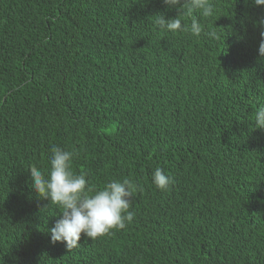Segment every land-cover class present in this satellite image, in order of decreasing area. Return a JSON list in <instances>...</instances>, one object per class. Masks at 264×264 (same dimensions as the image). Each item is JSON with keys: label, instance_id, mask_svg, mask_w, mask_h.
Masks as SVG:
<instances>
[{"label": "trees", "instance_id": "16d2710c", "mask_svg": "<svg viewBox=\"0 0 264 264\" xmlns=\"http://www.w3.org/2000/svg\"><path fill=\"white\" fill-rule=\"evenodd\" d=\"M210 2L218 38L161 31L163 0H0V264H264V7ZM54 146L97 189H142L126 229L50 243L62 210L28 170Z\"/></svg>", "mask_w": 264, "mask_h": 264}, {"label": "clouds", "instance_id": "9594fccd", "mask_svg": "<svg viewBox=\"0 0 264 264\" xmlns=\"http://www.w3.org/2000/svg\"><path fill=\"white\" fill-rule=\"evenodd\" d=\"M257 7H264V0H253ZM168 9H175L174 18H165L163 14L153 16L155 24L164 32L173 34L190 32L195 37L202 34L218 38L216 31H207L200 20L211 17L214 6L210 0H163ZM188 18L185 23L184 18ZM264 26V21H260ZM258 47L259 57L264 58V31H261ZM264 130V106L255 112V130ZM76 153L54 146L49 158L50 170L45 173L31 166V188L41 200L49 202L62 210V214L47 233L50 243L63 244L68 251L80 246L81 236L91 241L112 234L114 230H124L135 219L130 211L131 201L136 191L142 190L129 179L109 181L102 188L91 186L86 173H74L72 163ZM152 184L161 192L170 190L172 178L160 167L153 171Z\"/></svg>", "mask_w": 264, "mask_h": 264}]
</instances>
